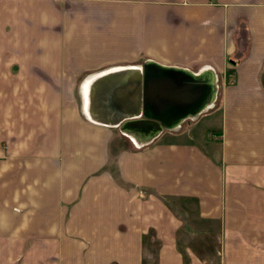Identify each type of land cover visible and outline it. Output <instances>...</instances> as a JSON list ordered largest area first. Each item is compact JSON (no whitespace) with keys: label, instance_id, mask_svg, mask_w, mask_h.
Listing matches in <instances>:
<instances>
[{"label":"crops","instance_id":"1","mask_svg":"<svg viewBox=\"0 0 264 264\" xmlns=\"http://www.w3.org/2000/svg\"><path fill=\"white\" fill-rule=\"evenodd\" d=\"M0 264H264V0H0Z\"/></svg>","mask_w":264,"mask_h":264},{"label":"water","instance_id":"2","mask_svg":"<svg viewBox=\"0 0 264 264\" xmlns=\"http://www.w3.org/2000/svg\"><path fill=\"white\" fill-rule=\"evenodd\" d=\"M151 64H144V92L147 86V100L144 99V105L147 103V109L152 112V109L156 112H144L141 118H130L126 120L123 126H135L141 128L145 133L148 132L146 139L148 140L154 136L163 126L171 127L175 123L180 122L183 118L195 114L200 110V107L205 103L206 91L210 92L211 84L205 83L202 89L199 84L186 83V76H189L187 72L180 69L158 67L151 74L148 67ZM149 72V73H148ZM191 78L189 77L188 80ZM155 81V83L152 82ZM193 80V77L192 79ZM193 82V81H192ZM212 87V86H211ZM156 89L152 94L151 90ZM165 89L169 92L170 97L163 98L162 94L159 95L161 90ZM193 89V92L190 91ZM207 89V90H206ZM187 90V92H186ZM212 90V89H211ZM203 96L200 97V93ZM152 96V97H149ZM155 97H160L156 99ZM203 98V99H202ZM155 107H152V106ZM157 108V109H156Z\"/></svg>","mask_w":264,"mask_h":264},{"label":"rangeland","instance_id":"3","mask_svg":"<svg viewBox=\"0 0 264 264\" xmlns=\"http://www.w3.org/2000/svg\"><path fill=\"white\" fill-rule=\"evenodd\" d=\"M208 118H209V115L204 116V117L202 116L201 118H199L200 121L198 120L197 123L200 122L199 126H200L201 130H203V132H205V133L207 132L210 134L211 129H212V127H211L212 125L210 123H212L213 121L209 120Z\"/></svg>","mask_w":264,"mask_h":264}]
</instances>
